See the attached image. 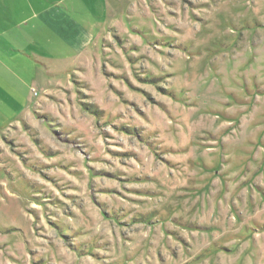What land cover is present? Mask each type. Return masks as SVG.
<instances>
[{
    "label": "rangeland",
    "instance_id": "obj_1",
    "mask_svg": "<svg viewBox=\"0 0 264 264\" xmlns=\"http://www.w3.org/2000/svg\"><path fill=\"white\" fill-rule=\"evenodd\" d=\"M145 2L0 124V264H264V0Z\"/></svg>",
    "mask_w": 264,
    "mask_h": 264
},
{
    "label": "crops",
    "instance_id": "obj_2",
    "mask_svg": "<svg viewBox=\"0 0 264 264\" xmlns=\"http://www.w3.org/2000/svg\"><path fill=\"white\" fill-rule=\"evenodd\" d=\"M145 3V0H0V116H15L3 117L1 128L12 122L19 124L22 118L30 137V131L39 127L38 118L37 123H31L34 111H39L37 117L65 113L73 119L78 113L77 116L81 115L79 98L87 90L104 106L100 103L101 88L94 85L91 73L76 75L82 79L76 82V93L61 88L59 77L55 79L56 86H43L44 78L52 77L46 74L52 75L58 64L66 65L70 60L84 62L85 50L101 43L104 36L109 41L111 33L118 36L129 33L123 23L115 20L142 9L140 6ZM96 18L109 21L101 26L94 22ZM84 19L93 21L86 26ZM66 82L71 85L70 79Z\"/></svg>",
    "mask_w": 264,
    "mask_h": 264
}]
</instances>
